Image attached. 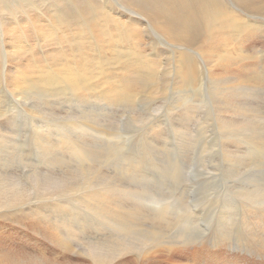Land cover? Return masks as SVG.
<instances>
[{
  "label": "bare ground",
  "instance_id": "obj_1",
  "mask_svg": "<svg viewBox=\"0 0 264 264\" xmlns=\"http://www.w3.org/2000/svg\"><path fill=\"white\" fill-rule=\"evenodd\" d=\"M233 1L239 9L220 0H0L1 113L30 112L36 136L66 141L72 156L66 163L71 172L69 194L74 189L77 193L70 207L61 202L49 208L62 211L56 218L67 229V250L78 247L87 264H128L127 260H113L131 250L138 261L156 250L184 253L189 247L205 244L201 237L208 235L206 223L197 214L198 204L190 195L170 199L165 191H149L145 185L151 173L146 166L165 168L168 179L175 183L190 178L180 172L178 160L167 151L162 154L161 146L157 148L163 134L146 120L153 119L156 112L152 109L158 107L139 111L134 104L138 96L159 91L154 76L160 61L159 51L147 54L144 50L147 43L141 21L128 16L143 18L154 34L167 39L177 51L172 56L177 70L173 88L180 93V105L175 102L170 113L176 114L183 123L179 127L187 134L192 123L198 122V112L207 110L211 130L216 115L213 148L218 151L219 139L226 142L220 149L224 146L230 177L243 195L239 204L229 195L212 218V224L216 223L214 248L211 242L214 252L185 255L204 264H264V26L243 16V12H264V0ZM105 52L109 61L102 63L98 55L105 57ZM197 59L211 67L212 86L194 94L206 101L208 95L217 104L213 110L211 103L192 99L181 89L203 85ZM171 65L165 62V92ZM120 97H128L126 106L116 104ZM55 112L70 116L68 124L58 126L44 120ZM121 117L124 126L118 122ZM208 129L195 132L205 135ZM144 130L145 139L140 137ZM98 135L101 140H115L101 142L95 152H87L86 142ZM130 141L132 146H128ZM96 152L100 156L95 157ZM200 153L206 156V149L201 148ZM47 171L53 169L43 171L45 178L27 177L31 183L27 195L21 189L27 181L0 177V220L20 223L25 216L35 217L22 211L23 203L29 198L37 200L39 193L46 199L66 195L67 173L59 169V177ZM87 228L90 235H100L101 244L97 239L95 245L90 242L79 248L78 243L73 248L70 241L79 240ZM13 229L9 226L6 235L0 234V264H58L43 253L29 254L23 246L20 250L11 244ZM238 231L242 239L232 246ZM223 247L235 249L237 258H227ZM208 255H212L211 262ZM129 263L133 264L131 259Z\"/></svg>",
  "mask_w": 264,
  "mask_h": 264
},
{
  "label": "rangeland",
  "instance_id": "obj_2",
  "mask_svg": "<svg viewBox=\"0 0 264 264\" xmlns=\"http://www.w3.org/2000/svg\"><path fill=\"white\" fill-rule=\"evenodd\" d=\"M220 1L224 5H229L235 9H239L240 7V5L238 7L235 4L236 2H234L233 0H220ZM243 16L245 19L247 18L252 21H257L260 25L264 26V12H259V13L248 12L247 14L243 12ZM129 18L132 19L134 18L141 21V30L146 37L144 42L147 43V45L145 44L144 50L147 54H154L156 51H159V61H160V67L158 66L159 68L156 70L154 76V80L159 86V91L157 93H153L150 95L138 96L135 99L134 104L140 107L139 111L143 110L142 109L143 107L147 109L158 107L155 111L152 109V112L154 113L156 112L155 113L156 115L153 117V119L151 118L152 121L150 118L146 120L147 122H151L149 126H151L152 123H154L155 127L157 129H160V131L163 134L159 138L161 140L157 139L159 140L157 148L161 146L160 148H162V152H161L162 154L163 153L165 154V152L167 151V153H169L173 159L178 160L180 172L188 173L186 175L190 178L187 181L188 183L186 181L185 182L178 181L177 183H175L173 180L168 179L169 176L167 175V173L165 174V168L156 169L150 166H146V169L148 168L147 170L150 171L151 173L148 175L149 183H145V185L146 187L149 185L147 187L149 191L151 189L154 190L158 189L165 191V195L166 196L170 195V199L172 197L182 198L190 195L193 201H195L196 204H198L197 214L201 215L202 219L204 220V223H206L208 227L207 230L208 235L206 237L202 235L201 237V242L202 243L205 242V244H201V245L199 244L196 247H189L184 251V253L173 252V251H168V252L165 251V253H163L162 251L161 253L158 252V250H156L148 255L145 254L142 255V258H140L141 261L140 260L138 261L136 252L131 250L130 253L131 255L130 254L120 255L119 257H117L118 260L116 261L115 259L113 260V262H119L125 260L124 261L125 263L128 261L127 263L130 264L129 260L131 259V263L133 264H192V263L204 264L205 262L203 260H194L192 258L187 257L186 255L192 256L198 252H204L205 250L207 253H211V254L214 252V250H212L211 248V242L213 243L214 245L213 248H214L216 244V236H214L216 232L215 231L216 223L212 224V218L217 217L216 216L217 209L224 204L225 200L227 201L229 199V195L230 197L233 198L232 202L234 201L235 204H239L240 203L239 200H243V195L235 188L234 186L235 180L233 179V177H230L231 173L227 168L224 146L222 147V150L220 149V145L226 142L219 139V141L217 142L218 151H215V149L213 148L214 135L212 133V130L214 129L213 128L214 125H216L217 123L216 115L213 114L214 121L211 130V127L208 129L210 116L207 117V114H205L207 110L205 109L204 111L203 109L202 111H200L201 113L198 112L199 116L197 115V120H196L198 122L194 121L195 123L194 122L192 123L191 128H189V134H187L182 132L183 131L182 126L179 127L183 123L179 121L176 114L170 113L173 109H175L174 106L175 102H178V104L180 105L179 103L180 93H177V90L173 88V81L175 79L177 70L174 66L172 56L177 51L173 50L172 44L167 39L161 38L157 34H154L152 29L149 26H147V22L143 18L128 16V19ZM255 38L257 39V37ZM98 58L102 63H106L109 61V56L106 52H105V57H101L100 55H98ZM166 61L172 62V65L167 67L169 68V71L167 73L169 88L165 92V67H166L165 62ZM197 65H198V76H200L201 78L200 83L203 85L202 86L197 85L196 88L195 86L193 87L188 85L181 87V89L187 91V94L192 99H203V97L199 95L197 96L194 93L198 91H207L211 88L212 83L208 73V70L211 67L209 65H206L200 59H197ZM175 87L178 86L175 85ZM127 99L128 97H120L116 102V104L121 106H126L128 104L126 102ZM207 99H208L207 101L203 99L205 103L207 102L211 103V99L209 98L208 95H207ZM10 100L11 99H5L6 102ZM94 103L100 107L103 105V103L98 104V102H93V104ZM215 105L217 104L211 103L212 110L215 108ZM31 115L32 114L30 112L25 113L22 111H18L16 116H12L10 113H1V109H0V177L1 178L6 177L9 179H15L19 177V179H21V181L25 183V181H27V177H31V176L37 178L47 177V175L43 173L45 169H53V171H47V173H53V175H59V177H61V171H65V173H67L66 195L63 196L56 195L52 198L46 199V198H42L41 194L39 193L37 200H32L31 198L27 199V201L23 203V205L26 207L22 211L28 210V212L35 215V217L25 216L22 218V221L20 223L19 222L12 223L10 220L9 221L0 220V224H1L0 234L6 235L9 230V226L11 228L13 226L14 229L11 231L10 234L13 235L14 240H11L10 242L13 245L15 244L16 247L19 248L20 250L24 248L23 251L26 252L29 251L28 252L29 254L31 253L36 255H40L41 253H43L47 255L48 258H50L51 260H53L58 264H65L66 262L73 264H87L89 261H87L85 256H83L81 253L78 252V247L74 248L75 247L74 245L81 243L79 245V248L83 246H87V244H89L90 242H92V244L95 245V241L97 239L98 240L96 241V243L101 244L100 235L97 232H95L94 233L95 235L91 234L92 235L91 236L90 235L91 229L87 228L86 234L85 233L79 234L80 237V238L78 237L79 240L72 239L74 241L72 242V240L70 239L71 240L70 242L71 244H73V248L76 251L74 249H70V251H68L67 244L69 243V236L67 229H65L60 223V221L56 218V215L62 214V211L55 210L52 208L54 212H51L49 208V206L51 207L53 204H59L61 202L62 204L65 202L66 205L70 207L69 202H72L75 199V194L77 193L75 189L72 190L71 193L69 194L68 186H70L69 182L71 178V172L67 170V165H66V163L71 160L72 156L68 150L66 141L60 140L58 138H54L51 141H46L43 138L36 136L34 134L35 122L33 121ZM70 119H71L70 116H59L58 113L56 112L51 113L44 117V120H46L47 122L55 123L58 126L68 124V121ZM123 120L124 118L121 117L118 121L122 126H124ZM162 121L165 123H163ZM199 122L200 125L198 124ZM171 124L173 125L176 124V125L173 126ZM203 127L208 129V132L207 134L205 133V135L200 134L201 129ZM197 130H199L200 133L199 131L198 133L195 132ZM190 132L192 136L190 135ZM145 134L146 133L144 130L141 133L140 137L145 139L146 138ZM178 134H179V138L178 136H176ZM186 135L188 136L186 137ZM98 137L99 135L96 136V138L93 139V141L91 140L93 144L90 141L86 142L87 143L86 148L87 150L89 149L87 152L90 151V153L91 152L93 153L99 148V146L102 143L103 144L111 143L115 140V139L113 140L112 138H103L101 140V136L99 138ZM198 137L203 138V140L202 141L197 140ZM191 140L192 141L195 140V141L192 142ZM89 142L91 143L92 146L90 145ZM145 142L143 144L147 147L148 141ZM131 143L132 142L130 141V144ZM161 143L164 144L163 145L165 146L164 149ZM187 144L189 146V149L191 147V144L194 146L193 149H191V151L187 149L188 148ZM128 146H132V144L131 145L128 144ZM121 147L123 149L125 148L127 149V146L124 144L121 145ZM201 148L206 149V156H200ZM116 154L119 155V153ZM116 154H114L115 157L117 156ZM94 156L95 157L100 156V153L96 152ZM183 156L186 157L182 158ZM216 160H218L219 162ZM59 169H61V171H59ZM123 171H125V168L121 169L119 174L122 173ZM165 180H167V182H165ZM27 183H29V181H27ZM27 183H25L26 188H21L23 190L26 189L25 195H27L28 193L27 187H29L31 184L29 183V185H27ZM76 183L79 185L78 180L76 181ZM226 197L227 199H225ZM15 205L16 204H14L12 207H16ZM201 206L203 209L201 208ZM11 212L14 213V211ZM206 225L204 224L203 226ZM238 232H237V236L233 237L232 246H236L238 242L240 243V239H242V234ZM86 235L87 236L90 235L91 237L87 238ZM137 242L139 243V241ZM135 247L136 245L132 244V248ZM177 247L178 246H176V248ZM223 252H225V256L227 258H234V257L237 258L236 250L233 248L226 249L225 247H223ZM128 257L130 259H128ZM208 258L211 262L212 255H208ZM90 263L96 264L95 262H90Z\"/></svg>",
  "mask_w": 264,
  "mask_h": 264
}]
</instances>
